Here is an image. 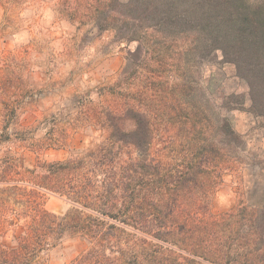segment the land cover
I'll list each match as a JSON object with an SVG mask.
<instances>
[{
    "label": "trees",
    "instance_id": "trees-1",
    "mask_svg": "<svg viewBox=\"0 0 264 264\" xmlns=\"http://www.w3.org/2000/svg\"><path fill=\"white\" fill-rule=\"evenodd\" d=\"M78 4L82 24L137 45L125 72L137 62L145 86L133 100L124 76L99 87L97 99L83 97L81 127L102 135L67 159L29 169L20 151L4 152L0 264H48L54 250L77 240L88 247L72 264H256L253 253L264 256V205L221 216L210 206L245 150L232 112L249 102L248 112L264 120V0ZM219 57L235 66L247 99L203 76L202 65L218 67ZM22 140L3 130L0 153ZM39 190L70 209L48 212ZM7 228L16 229L14 244Z\"/></svg>",
    "mask_w": 264,
    "mask_h": 264
},
{
    "label": "rangeland",
    "instance_id": "rangeland-1",
    "mask_svg": "<svg viewBox=\"0 0 264 264\" xmlns=\"http://www.w3.org/2000/svg\"><path fill=\"white\" fill-rule=\"evenodd\" d=\"M79 1L0 0V133L6 129L13 139H23L3 148L0 157L12 147L24 155L29 169L39 162L67 159L100 139L98 128L81 127L83 97L97 99L99 87H113L124 76L133 100L145 86L137 62L125 72L129 52L137 45L119 43L114 33L101 34L90 22L82 24ZM218 62V67L203 64V76L212 77L213 87L225 95L247 99L248 88L235 66L221 57ZM249 106L246 102L243 111L231 114L245 150L234 160L237 171L226 173L214 195L212 215H240L246 207L249 215L251 207L264 205V120L250 114ZM39 193L48 212L61 215L70 209L58 194ZM15 236L16 229L7 228L9 243H15ZM87 247L82 240L69 242L50 254L48 264H72ZM253 254L256 264H264L263 255Z\"/></svg>",
    "mask_w": 264,
    "mask_h": 264
}]
</instances>
